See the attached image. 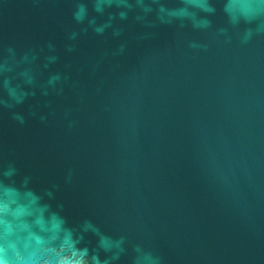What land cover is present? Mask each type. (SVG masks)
I'll use <instances>...</instances> for the list:
<instances>
[{"label": "water", "instance_id": "95a60500", "mask_svg": "<svg viewBox=\"0 0 264 264\" xmlns=\"http://www.w3.org/2000/svg\"><path fill=\"white\" fill-rule=\"evenodd\" d=\"M226 26L218 11L214 29ZM79 27L70 0H0V52L51 42L52 70L69 76L62 94L18 106L25 124L0 111V164L52 189L71 225L91 219L165 264H264V34L245 45L235 30L228 42L130 20L123 37L89 31L68 53Z\"/></svg>", "mask_w": 264, "mask_h": 264}, {"label": "clouds", "instance_id": "9594fccd", "mask_svg": "<svg viewBox=\"0 0 264 264\" xmlns=\"http://www.w3.org/2000/svg\"><path fill=\"white\" fill-rule=\"evenodd\" d=\"M222 7L217 8V3ZM71 17L79 30L66 33L64 50H77V41L89 31L97 37L124 35V25L133 21L141 28H191L193 31L216 30L231 41L237 31L241 44L264 34V0H70ZM221 12L227 26L214 29V17ZM145 38V35L140 37ZM192 49L206 45L190 41ZM127 41L113 55L123 56ZM60 62L55 44L49 42L39 51L22 52L8 46L0 52V111L23 125L26 116L16 111L37 91L43 96L62 94L69 76L53 71ZM38 67L47 72L40 78ZM32 115H35L33 112ZM46 120L45 116L40 117ZM69 126H72L71 123ZM14 161L0 164V264H165L164 257L152 245L132 244L125 235H112L91 219L73 226L63 213V204L52 189L38 191L30 186V177L18 179ZM73 172L66 174L71 182Z\"/></svg>", "mask_w": 264, "mask_h": 264}]
</instances>
